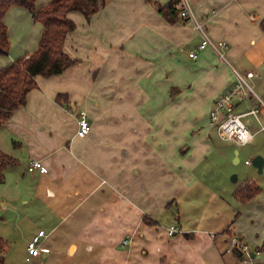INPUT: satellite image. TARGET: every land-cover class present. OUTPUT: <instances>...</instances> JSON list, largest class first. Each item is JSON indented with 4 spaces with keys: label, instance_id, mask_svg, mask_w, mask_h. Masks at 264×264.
Masks as SVG:
<instances>
[{
    "label": "crops",
    "instance_id": "crops-1",
    "mask_svg": "<svg viewBox=\"0 0 264 264\" xmlns=\"http://www.w3.org/2000/svg\"><path fill=\"white\" fill-rule=\"evenodd\" d=\"M149 1L107 0L89 21L72 12L77 28L65 51L78 64L37 76L27 103L0 125V150L17 159L0 183L5 264L237 262L227 252L229 236H240L234 223L243 203L234 192L257 181L233 175L242 152L220 139L210 112L238 74L253 72L259 128L245 124L261 133L264 0H199L195 21L175 23ZM33 20L18 6L6 13L11 48L0 68L37 50L43 25ZM196 22L228 43L224 56L199 48ZM237 109L248 112L250 102L239 99ZM81 112L91 124L84 137ZM34 161L47 171H30ZM171 227L179 231L170 235ZM40 231L48 251L31 257L28 244Z\"/></svg>",
    "mask_w": 264,
    "mask_h": 264
},
{
    "label": "trees",
    "instance_id": "trees-1",
    "mask_svg": "<svg viewBox=\"0 0 264 264\" xmlns=\"http://www.w3.org/2000/svg\"><path fill=\"white\" fill-rule=\"evenodd\" d=\"M38 0H0V55H7L11 48L8 27L4 17L13 6L31 12L34 19L43 25V34L36 51L16 59L12 64L0 68V125H4L16 110L27 103L28 94L37 88V76L51 77L63 73L78 64L65 51L68 36L76 30L77 24L70 18L72 12L82 13L89 21L103 8L107 0H49L38 7ZM160 14L171 23L185 20L181 17L178 1L166 4L149 1ZM186 21V20H185ZM67 96L59 94L57 100L67 103ZM17 163V159L0 150V183L5 180L6 169ZM261 187L254 181H247L234 192L243 204L249 203L261 193ZM147 220V218L145 217ZM258 251H264V245ZM239 257L241 254H237ZM0 264H5L3 245L0 242Z\"/></svg>",
    "mask_w": 264,
    "mask_h": 264
},
{
    "label": "built area",
    "instance_id": "built-area-1",
    "mask_svg": "<svg viewBox=\"0 0 264 264\" xmlns=\"http://www.w3.org/2000/svg\"><path fill=\"white\" fill-rule=\"evenodd\" d=\"M172 1V0H169ZM178 7L181 11V17L188 21H195V16L193 12L194 5L199 0H177ZM196 26L200 29L204 38L199 45L201 50L211 46L213 47L221 56H224V51L228 48V43L225 41H213L203 30V25L196 22ZM191 58H197V52L192 51L189 53ZM254 76L253 72H248L246 76L238 74L236 81L231 85L223 94H221L213 105L210 112V126L217 129L218 136L220 139L235 143L239 146H244L249 144L255 137V134L248 128V126L243 121V118L247 115L253 116L258 119L260 108L251 103V99L255 94L253 87L249 84L247 79ZM250 102V109L248 112H239L237 109L238 100ZM79 129L78 135L84 137L89 134L91 130V124L89 117L85 112H81L78 118ZM260 132H264V125L260 126ZM251 160H246V164H251ZM40 170L41 172H46L47 168L40 161H34L30 164L29 170ZM264 183V179H263ZM179 231L178 227H171L169 234L173 235ZM44 235V231H40L28 244V253L31 257H38L44 252L48 251L47 248L42 247L41 237ZM227 252L235 254L237 257V262L235 264H257L254 262L255 257L253 253L244 243L243 239L238 236H231L229 241V248ZM241 254L239 257L237 254Z\"/></svg>",
    "mask_w": 264,
    "mask_h": 264
},
{
    "label": "rangeland",
    "instance_id": "rangeland-1",
    "mask_svg": "<svg viewBox=\"0 0 264 264\" xmlns=\"http://www.w3.org/2000/svg\"><path fill=\"white\" fill-rule=\"evenodd\" d=\"M33 26L38 28L41 26V23L33 20ZM260 119H262L260 117ZM244 122L249 125H252L256 129L259 128V122L253 116L244 118ZM236 145V144H235ZM241 152L240 163L233 162V168L235 172L233 175H237L240 180L249 177L257 181V184L261 187V193L253 198L249 203L243 204L238 214L236 222V230L239 237L243 238L244 243L250 249V251L255 254L264 245V169L262 173L258 172V169L253 165L245 164V151L249 150L251 154L250 159L254 158L257 155H261L264 158V132L255 135V138L246 146L236 145ZM254 151V152H253ZM231 236H229L230 241ZM229 248V244L227 246ZM231 254V253H229ZM254 262L257 264H264V251H260L257 254Z\"/></svg>",
    "mask_w": 264,
    "mask_h": 264
},
{
    "label": "water",
    "instance_id": "water-1",
    "mask_svg": "<svg viewBox=\"0 0 264 264\" xmlns=\"http://www.w3.org/2000/svg\"><path fill=\"white\" fill-rule=\"evenodd\" d=\"M252 164L258 169L259 173L263 172L264 158L261 155H257L253 158Z\"/></svg>",
    "mask_w": 264,
    "mask_h": 264
}]
</instances>
